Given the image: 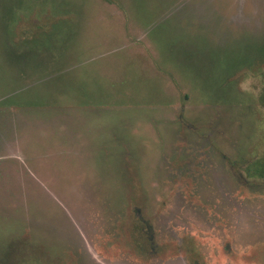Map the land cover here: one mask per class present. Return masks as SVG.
I'll return each mask as SVG.
<instances>
[{
	"label": "rangeland",
	"instance_id": "rangeland-1",
	"mask_svg": "<svg viewBox=\"0 0 264 264\" xmlns=\"http://www.w3.org/2000/svg\"><path fill=\"white\" fill-rule=\"evenodd\" d=\"M0 264H264V0H0Z\"/></svg>",
	"mask_w": 264,
	"mask_h": 264
}]
</instances>
